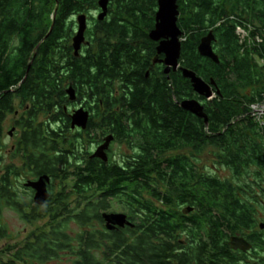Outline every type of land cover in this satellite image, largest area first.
<instances>
[{"label": "trees", "instance_id": "16d2710c", "mask_svg": "<svg viewBox=\"0 0 264 264\" xmlns=\"http://www.w3.org/2000/svg\"><path fill=\"white\" fill-rule=\"evenodd\" d=\"M158 1L110 0V17L86 30L91 45L76 55L69 52L71 28L64 25L72 12L63 5L54 19L55 0H0V90L19 87L28 104L25 153L17 157L21 165L5 167L0 177V240L9 237L2 220L6 207L26 222L46 220L24 241L0 249V264H46L66 251L74 264H174L183 259L169 241L178 218L171 228L168 222L170 212L183 204L195 210L189 232L197 236L201 228L204 233L187 249L188 264H264V229L259 226L264 219L258 218V207L264 208V120L258 123L251 110L264 94V0L252 8V0H235L231 9L177 0L178 26L184 31L180 65L215 83L210 100L194 91L181 70L169 79L145 78L150 51L144 56V50L131 45L146 41L154 29ZM82 3L95 10L98 0L77 2ZM120 4L129 8L120 9ZM210 31L219 62L198 49ZM58 35L64 37L63 65ZM117 37L125 40L117 42ZM69 87L76 101L94 100L88 103L93 113L86 131L69 128L64 107L75 103ZM185 99L202 102L208 124L181 107ZM123 117L139 119L129 130ZM107 134L136 142L140 149L120 162L93 157L91 142ZM206 148L215 149L231 177L198 168L197 154ZM21 170L58 180V190L44 205L32 206L33 200L24 199L10 179ZM115 205L131 222L145 212L139 233L137 227L104 226L103 213ZM71 223L77 230H70ZM234 235L245 237L252 248L234 250Z\"/></svg>", "mask_w": 264, "mask_h": 264}, {"label": "flooded vegetation", "instance_id": "af4514ba", "mask_svg": "<svg viewBox=\"0 0 264 264\" xmlns=\"http://www.w3.org/2000/svg\"><path fill=\"white\" fill-rule=\"evenodd\" d=\"M80 0H55L57 7H56V11H55V16L54 19L58 13V7H61L62 5L65 7L66 10L72 12L70 15H67L64 21V25L66 27H70V36L66 37L68 38L69 41V52H71V50L74 52V47H73V41H74V37L77 33L78 27H79V17L82 15L86 16V22H87V29L89 27H91L92 25L97 24V22H102L107 20L110 17V0H108V9H107V14L103 19H99V15L102 12V9L99 5V1L98 0V5L97 8L95 10H91L90 6L88 4H77V2H79ZM235 0H203L202 1V5L208 9H212V8H226V9H231V4L234 2ZM253 3H250V8H252L253 5H257L258 0H252ZM255 2V3H254ZM159 3V1H158ZM261 3L263 4V0H261ZM227 5H229L227 7ZM113 7V6H111ZM120 9H126L129 8L128 6H126L125 4H120L119 5ZM77 10H80L82 12H77ZM158 10V9H157ZM155 24H156V19H155ZM64 39L63 36L58 35V39H57V52H58V60L60 62L61 65H63L62 63V56H59L60 54V46H61V40ZM116 41H123L125 40L123 37H117L115 38ZM91 45V39H89L88 37H85V41L81 46L80 52L84 51L88 46ZM159 45V42H156L154 40H152L150 37L146 38V41H141V40H136L134 41L133 46L135 49H138L139 52L141 51L143 53V50L145 52L144 56L147 54V51H150V56L148 59V67H147V71L145 73V78H151L154 77L155 75L161 77L166 76L168 79L170 77V74L172 72H177V71H173L171 70L169 73H166V64L164 62L165 59V55L164 54H159L157 47ZM123 46V45H122ZM120 46V47H122ZM126 47V45L124 46ZM129 47V46H128ZM163 82V81H162ZM163 84V83H162ZM19 88V87H18ZM17 87H9V88H3L2 90H0V102L1 100H3L5 98L4 102L5 104L8 102L7 104V108L4 109L2 104H0V156L3 155H13L14 157H18L19 155H24L25 153V149H24V144H23V132L25 130V118H26V111L28 110V104L27 101H25L24 99V95L22 94V92H20L18 90ZM7 96V97H6ZM88 103L89 106L93 105L94 100L93 99H81L79 101L75 100V103H73L72 105H70L69 107H64V112L67 113L70 117V129L72 131H79V132H83L86 131V129H82L79 127H72V120H71V115L74 113L75 110H77L80 107H83L85 110H87L91 116V114L93 113V111H91V109H88ZM101 104L102 101H101ZM139 118H133V117H123L122 120L125 121V125L124 127L126 129L131 130L132 128H134L135 126L133 125L134 120H138ZM58 122V126L61 125L62 123ZM114 125L118 126V122L114 123ZM113 124L110 125V127L115 128L116 126H114ZM112 136V139L110 140V145L108 147V149L106 150L107 156H108V161L111 159L112 161H114L112 159V156L114 155V145L117 143L121 146H128V149H132L133 152L135 150L140 149V146L136 143V142H128L126 139H116V137L113 134H107L105 137H103V139L100 142H91L90 146H89V152L91 154H94L95 151L102 145L105 143L106 138ZM9 137L11 139L10 141V145L8 146L3 140L5 138ZM126 146V147H127ZM132 152V153H133ZM131 153V154H132ZM129 155V154H128ZM124 156V155H123ZM120 162V161H119ZM15 165H4L2 166V164H0V167H14ZM3 171V170H2ZM27 170H24L23 172H19L17 174H11L10 175V179L13 180H17V178L19 177L21 180L23 178V173H26ZM1 173V172H0ZM2 176V174L0 175V177ZM36 179V178H35ZM51 185L52 183L49 184V190L50 192H52L51 189ZM23 187L26 189L25 192L28 194L31 192V195H29L28 199H32L34 200L33 196L35 191L31 188H26L25 187V183H23ZM18 188V187H17ZM18 193H20V191L17 189L16 190ZM28 191V192H27ZM33 195V196H32ZM158 197H154V200H157ZM25 199V198H24ZM188 198L186 196L182 197V202H186L187 203ZM32 206H34V203H32ZM178 208V209H177ZM14 209V208H13ZM176 211L175 212H170V222H168V228L171 226L172 222L174 220H176V218H178V222H174L173 224H176V227L173 229L171 228V233L172 236L170 235L169 237V241L175 245V251L174 254L175 255H179L181 254V258H183L181 261H178L177 259L174 261V264H188V260L187 257H185L187 255V249L190 246L195 245L197 242H200L203 240V230L200 228L198 235L194 236L193 234H191L189 232V228L193 227V219L189 220L190 217H193L194 215V208L193 207H188L187 204H183L182 206H176L174 208ZM190 209V211H188ZM145 214V212L139 211L136 216H137V221L133 222V227H137V232L139 233L140 227L142 226V224L144 223L143 221H140L139 218L142 217ZM129 216V215H127ZM174 216V217H173ZM129 219V217H128ZM151 222L152 219H151ZM104 226L106 227L105 221H104ZM202 227V223H200V226ZM119 227H116L115 229H117ZM235 250V249H234ZM247 253V252H246ZM185 257V258H184ZM202 263V262H200ZM192 264H197V262H192ZM241 264H247L246 261H244Z\"/></svg>", "mask_w": 264, "mask_h": 264}, {"label": "water", "instance_id": "95a60500", "mask_svg": "<svg viewBox=\"0 0 264 264\" xmlns=\"http://www.w3.org/2000/svg\"><path fill=\"white\" fill-rule=\"evenodd\" d=\"M99 5L102 12L99 15V19H103L107 14L108 0H100ZM180 15L177 0H159L158 10L156 13V24L154 29L150 31L149 37L159 42L157 47L159 54H164V62L166 64V73L171 70L182 71L185 78H188L193 86L194 91L201 97L206 99H212L215 95L213 91V85L215 83L207 82L199 77L194 71L182 67L180 65V57L182 50V40L184 31L178 26V18ZM87 29L86 16L79 17V27L76 36L74 37L75 53L78 55L82 43L85 41V31ZM215 40L212 31L202 38L199 44V52L202 56L212 59L215 62H219V57L215 53L213 48V41ZM67 93L72 101L76 100V91L73 87L67 89ZM181 107L186 111L193 113L194 115L204 119L208 124V116L205 112V107L198 99H185L180 103ZM90 114L83 107L75 110L71 115L72 127H79L86 129L89 122ZM112 136L106 138L105 143L102 144L96 152L92 155L98 157L104 161H108L106 150L110 145ZM51 183V177L48 175L41 176L36 179H30L25 182L26 188H31L35 191L34 203L37 205H44L51 197L49 190V184ZM190 211V209L188 210ZM103 220L105 221L106 228L108 230H114L116 227L133 226V223L128 219L127 214L122 212H105L103 213ZM261 229H264V222L259 224ZM230 246L235 250H241L248 252L252 248V244L245 238L239 235H234L230 239Z\"/></svg>", "mask_w": 264, "mask_h": 264}, {"label": "rangeland", "instance_id": "374dc122", "mask_svg": "<svg viewBox=\"0 0 264 264\" xmlns=\"http://www.w3.org/2000/svg\"><path fill=\"white\" fill-rule=\"evenodd\" d=\"M50 18L52 19L53 17L50 16ZM73 47H74V41H73ZM74 53H75V48H74ZM263 101H264V94H263L262 100L258 101L256 103H262ZM73 102H75V100ZM256 103H254V104H256ZM251 110H252V115L255 118V120L259 121V119L257 118L259 116H254V115H256L257 111L255 109H253V107H251ZM263 118H264V116L261 118V120ZM258 123H263V122H258ZM3 141L9 146L11 139L9 137H7ZM126 146H121L117 143L114 145V155L112 156V159L114 161L119 162V161H121L123 155H128V154H131L133 152L132 149H128V146L127 147ZM183 153L191 154L189 150H185ZM0 157H1L0 164H2V166L12 164V165H16V167H18V165H21L20 164L21 160L17 157H14L13 155L9 154V155H3ZM196 158H197L198 165L200 166L198 168H200L201 171L207 170L210 173L215 174V175H219L222 178L231 177V171L227 168H224L218 162V158H217V156H215V149L206 148L202 152L198 153ZM4 168L5 167H0V172H1L0 175L4 173V171H2V170H4ZM23 171L24 170H21L19 172H23ZM19 179L20 178L18 177L17 180H15L16 181L15 185L18 184L17 187H18V190L20 191L21 196L25 199H28V197H29L28 194L31 195V192L28 194L25 192L26 189L23 187V183H25L26 181H28L30 179H35V178L31 177V176H27V173H23L22 180L20 179L21 181H19ZM51 183L54 186L52 190L57 191L58 185L60 182L58 180L52 179ZM33 198H34V196H33ZM33 203H34V200H33ZM111 212L125 213V211L121 207H119L118 205H115L114 209H112L108 213H111ZM258 218L264 219V208L260 207V206L258 207ZM2 220H3V223L6 225V227L8 228L9 237H6V238H3L0 240V249L5 248L8 245H15L19 242L24 241L32 231L36 230L39 227H43L46 223V220H44V219L43 220H37V221H34L32 223L26 222L25 220H23L20 217L19 213L16 210H14L13 208H9V207H6L4 209V211L2 213ZM77 228L78 227L76 226V224H74V223L70 224V230L71 231L72 230L75 231V230H77ZM46 264H74V260H73V257H71V255L68 254L66 251V252L62 253L59 258H54V259L50 260L49 262H47Z\"/></svg>", "mask_w": 264, "mask_h": 264}, {"label": "built area", "instance_id": "2783aa9c", "mask_svg": "<svg viewBox=\"0 0 264 264\" xmlns=\"http://www.w3.org/2000/svg\"><path fill=\"white\" fill-rule=\"evenodd\" d=\"M238 33L241 34V37L243 39L247 36L246 32L241 28H238ZM258 41H261V39L258 38ZM252 107H253V109H255L257 111L256 115H254V116H259V117H257L259 119V121L258 120H256V121L257 122H263L264 118L262 120H261V118L264 116V101L262 103L253 104Z\"/></svg>", "mask_w": 264, "mask_h": 264}, {"label": "bare ground", "instance_id": "6f19581e", "mask_svg": "<svg viewBox=\"0 0 264 264\" xmlns=\"http://www.w3.org/2000/svg\"><path fill=\"white\" fill-rule=\"evenodd\" d=\"M247 37V36H246ZM246 37L244 38V39H246ZM131 227H133V226H131Z\"/></svg>", "mask_w": 264, "mask_h": 264}]
</instances>
